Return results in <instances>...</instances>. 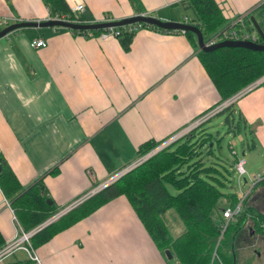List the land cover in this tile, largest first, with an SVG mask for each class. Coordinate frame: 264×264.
<instances>
[{
  "label": "crops",
  "instance_id": "0c3cea01",
  "mask_svg": "<svg viewBox=\"0 0 264 264\" xmlns=\"http://www.w3.org/2000/svg\"><path fill=\"white\" fill-rule=\"evenodd\" d=\"M263 1L215 0L224 17L219 29ZM65 2L82 3L85 21L136 13L173 20V8L189 12L179 0ZM0 16L11 24L44 20L48 12L42 0H0ZM256 19L264 28L263 17ZM38 38L43 47L28 45ZM197 51L185 34L149 28L134 32L127 49L119 38L85 37L60 27L8 33L0 38V158L22 187L40 180L54 206L67 205L133 162L141 144L167 139L216 105L219 95ZM234 103L244 122L255 126L264 150V87ZM3 198L0 191V235L9 242L16 227ZM15 252L0 264H33ZM34 252L39 264H171L122 195Z\"/></svg>",
  "mask_w": 264,
  "mask_h": 264
},
{
  "label": "trees",
  "instance_id": "16d2710c",
  "mask_svg": "<svg viewBox=\"0 0 264 264\" xmlns=\"http://www.w3.org/2000/svg\"><path fill=\"white\" fill-rule=\"evenodd\" d=\"M42 1L51 14L68 12L65 0ZM179 5L189 12L179 18L174 15V19L196 26L203 35L219 29L224 24V17L215 0H179ZM262 12L264 13V1L241 17V24L235 22L232 26L243 27L250 31L248 16L252 15L256 19ZM263 13L261 17L264 18ZM142 25L157 31L185 34L190 38L192 45H196L195 36L190 31L164 30L145 23ZM262 30L264 32V28ZM69 31L76 35L83 34L80 30ZM91 32L97 34L98 31ZM133 34L134 32L123 31L117 36L124 49L128 48ZM256 39L260 42L258 37ZM196 54L219 95L216 105L264 75V50L254 51L223 46L211 51L198 50ZM259 86L264 87V81L257 87ZM233 104L234 101L216 113L226 112L224 123L229 131H234V125L231 124ZM236 113L244 122L240 113L238 111ZM195 132L196 130H192L177 141L156 151L73 208L37 229L29 239L32 248L46 242L56 232L88 216L105 202L122 195L132 207L153 245L164 256L165 251L171 255L169 262L173 260L174 264H235L237 234L245 226L249 231L257 230L258 233H262L260 231H263L264 215L258 213L254 207L243 203L239 213L232 221L230 220L219 236L221 210L235 204L239 198L235 194H227L221 190L223 182L214 175L219 173L217 168L204 165L199 157L191 161L192 156L199 152L195 150L196 142H192ZM158 143L154 140L144 142L137 148V156L148 152ZM172 144L175 145L170 148ZM210 144L211 142H208L206 146L209 147ZM205 149L207 156L211 149L206 147ZM166 185L172 187L175 193H170ZM41 186L39 180L22 187L3 158H0V191L24 231L40 225L63 208V205L54 206ZM257 186L263 188L264 179L253 184L251 188ZM168 209H173L182 224V229L176 236L169 234L164 223L163 214ZM4 244L0 235V247Z\"/></svg>",
  "mask_w": 264,
  "mask_h": 264
},
{
  "label": "rangeland",
  "instance_id": "374dc122",
  "mask_svg": "<svg viewBox=\"0 0 264 264\" xmlns=\"http://www.w3.org/2000/svg\"><path fill=\"white\" fill-rule=\"evenodd\" d=\"M174 15L179 18L183 15V11L179 8H173V10L170 12V17L173 18ZM219 30L220 29H217L204 34L203 40L205 42L210 40L213 36H216V33ZM232 108V111H235L233 113V117H231V124L234 125V131H229L227 125L224 123V116L226 115V112L223 111L212 116L208 121L202 123L198 128L189 129L190 131L184 134L187 135L192 130H196L192 142H196L195 150H198L199 152L192 156L191 161H194L199 157L201 158L204 165H212L217 168L219 173H214V175H216L223 182V187H221V190L227 194H235L238 198L245 196L243 203L247 204L249 207L260 205V208L257 210V212H262V215H264V190L260 186L251 188L253 176L257 173L262 174L264 172V150L257 138L253 135V129L255 126L248 125L247 122L245 123L242 119L237 117L236 112L238 109L236 103L233 104ZM203 137L207 139L202 140L201 138ZM172 142L165 143L164 140L159 142L156 146L157 148L163 149ZM208 142H211L209 146L210 148L206 146ZM173 147L174 144L170 146V148ZM205 147L207 149H211L207 156ZM146 153L141 155L139 154V156L136 157V159H142L136 165L140 164L149 156H151H144ZM239 159L244 160V172L242 175L237 174L233 166L234 161ZM131 168H126L121 175L126 173ZM118 177L119 176H117V178ZM166 187L170 193H175L172 187L169 185H166ZM243 203L242 205H244ZM233 204L231 206H233ZM163 216L164 223L169 231V234L171 236H176L182 229V224L176 213L173 211V209H168L163 214ZM262 228L263 231H260L262 233H258L257 230L239 231L235 238V264H264V227L262 226ZM16 250V256L28 257V255L23 250ZM33 250L35 251V248H33ZM9 258H12V256L6 258L5 260ZM20 261L23 260L21 259ZM170 262L174 264L173 260H170ZM19 263L31 264L28 261Z\"/></svg>",
  "mask_w": 264,
  "mask_h": 264
},
{
  "label": "built area",
  "instance_id": "2783aa9c",
  "mask_svg": "<svg viewBox=\"0 0 264 264\" xmlns=\"http://www.w3.org/2000/svg\"><path fill=\"white\" fill-rule=\"evenodd\" d=\"M83 11H84V6L80 2H76L74 4L69 5L68 6V12L66 14H51L47 8L48 16L44 20L53 19V20L68 21V22H72V23L92 22V21L83 20V18L81 17ZM139 14L144 15L146 13H139ZM108 20H110V19L109 18H102V19L95 20V21L101 22V21H108ZM235 22L241 24V17L238 18L237 20H235L233 23H231L229 27L227 25V27H224L220 32L218 31L219 32L218 35L213 36L210 40H207L206 43L212 44L213 42L218 41V40H248V41H252V42L257 41V39H256L257 36L253 31H247L243 27L234 28L232 25ZM142 24L143 23H140V22H134V23L122 25L119 27L103 28L100 30H96V31H98L97 34H94L93 32H91L93 30H80V31L83 32V34H81V35L85 36V37H98L101 39H105L107 37L117 38V36H119L121 34V32H123V31H125V32H136L139 29L146 28ZM6 25H8V20L5 17L0 16V29ZM28 45L30 47H33V48L43 47L44 41H43V39L38 38V39H34V40H31L30 42H28ZM263 81H264V75L261 76L260 78L256 79L255 81L247 84L246 86H244L243 88H241L237 92H235L230 98L224 100L223 102L217 104L213 108L207 110L206 112L201 114L199 117L192 120L187 126L183 127L182 129L178 130L177 132L173 133L170 137L165 139V143L172 142V141L174 142V141L180 139L185 133L190 131L189 129L198 128L203 122H205L207 119L214 116L219 110L223 109L229 103L236 101L238 98H240L241 96L245 95L247 92H249L252 89H254L255 87H257ZM159 149L160 148H157V146H156L153 149H151L148 153H146L144 156L152 155L153 153H155ZM141 160H142L141 158L135 159L133 162H131L127 166L123 167V170L122 169L119 170L117 173H115L111 177L107 178L105 181L100 183L95 188L88 190L86 193H84V194L80 195L78 198L72 200L67 205L63 206V208H61L56 214H54L48 220H46L45 222L41 223L40 225L32 228L31 230H27V231L22 230L21 227L19 226L17 220H16V217H15L13 211L11 210L12 220L15 223V227H16L15 238L9 242H5V244L0 247V262L6 256H9L13 252L17 251L16 249H21L28 255V259L31 260L33 262V264H39L38 258L36 256L32 246L29 243L30 236L37 229H39L40 227L44 226L47 223H50L51 221L56 219L61 214L65 213L69 209L73 208L74 206H76L77 204L82 202L84 199L89 197L91 194H93L94 192L99 190L104 185L114 181L117 178V176H120L124 172V170L126 168L134 167ZM243 163H244V160L239 159V160H236L233 164L235 171L239 175H242L244 172ZM263 178H264V172L262 174H260V173L255 174L252 178V182H251L252 185L257 183L258 181L262 180ZM244 197L239 198L238 202L233 204V206L224 207L221 210V224L219 226V229H220V235L219 236H221V234L225 230V228H226L227 224L230 222V220L232 221L233 217L236 214H238L239 211L241 210ZM3 202L5 203L6 206H8V202L5 198H3Z\"/></svg>",
  "mask_w": 264,
  "mask_h": 264
},
{
  "label": "water",
  "instance_id": "95a60500",
  "mask_svg": "<svg viewBox=\"0 0 264 264\" xmlns=\"http://www.w3.org/2000/svg\"><path fill=\"white\" fill-rule=\"evenodd\" d=\"M249 22L251 24L250 31H253L256 36L259 38L260 42H252L248 40H218L213 42L212 44H207L203 40V34L194 25H190L188 23L182 22L180 20H163L148 14L141 15L139 13L133 14L128 17L120 18V19H110L108 21H92L85 23H72L68 21L62 20H22L17 21L15 23L8 24L0 29V38L6 36L8 33L25 28H46V27H57V28H65L68 30H100L108 27H119L122 25L140 22L148 25L155 26L157 28H161L164 30H180V31H190L195 36V43L198 50L201 51H211L219 47H240L248 50L254 51H263L264 50V32L262 27L259 25L254 16L249 15ZM222 30V29H221ZM219 30V32L221 31ZM216 33V36L218 33ZM105 186V185H104ZM102 188V187H101ZM165 257L169 260L171 255H169L165 251Z\"/></svg>",
  "mask_w": 264,
  "mask_h": 264
},
{
  "label": "flooded vegetation",
  "instance_id": "af4514ba",
  "mask_svg": "<svg viewBox=\"0 0 264 264\" xmlns=\"http://www.w3.org/2000/svg\"><path fill=\"white\" fill-rule=\"evenodd\" d=\"M259 208H260V205L254 207V209H255L256 211H257ZM263 210H264V209H263ZM242 230L247 231V226H245L244 228H242Z\"/></svg>",
  "mask_w": 264,
  "mask_h": 264
}]
</instances>
